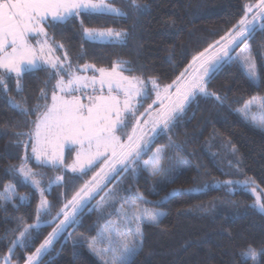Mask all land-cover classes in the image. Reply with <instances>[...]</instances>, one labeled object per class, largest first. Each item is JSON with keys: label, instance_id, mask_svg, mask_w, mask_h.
Masks as SVG:
<instances>
[{"label": "snow or ice", "instance_id": "snow-or-ice-1", "mask_svg": "<svg viewBox=\"0 0 264 264\" xmlns=\"http://www.w3.org/2000/svg\"><path fill=\"white\" fill-rule=\"evenodd\" d=\"M126 3L127 10L117 7L116 0H0V93L8 107L31 125L29 131L15 133L16 144L25 149V156L10 172L22 185L30 186L39 194L34 222L20 220L16 237L9 242L7 253L0 257V264H13L17 248L31 247L43 227L55 225L25 260V264H50L48 257L55 250L54 242L71 237L68 228L80 223L79 217L85 209L94 210L89 205L97 196L95 210L105 214L104 223L98 227L95 237L72 241L74 264L85 248L100 264H134V258L144 248L145 226H158L166 215L158 210V205L180 194L174 189L163 201L152 205L137 186L143 173L150 177L164 174L153 187L156 195L157 188L163 190L175 182L173 170L165 174L168 149L157 147L152 151L157 137L178 126L197 97L224 104L227 96L209 91V85L225 67H237L254 87L264 84V74L257 69L250 44L257 32H264V0L245 4L243 15L227 33L193 55L183 71L163 86L158 76L145 75L151 71L147 65L137 68L123 59L113 61L110 67L89 62L96 57L98 47H128L134 39L123 29L89 26L107 18L134 20L148 8L139 0H126ZM161 23L171 35L179 20L169 16L162 18ZM136 27L134 23L133 28ZM57 35L64 37L69 45L73 36L79 40L80 52L75 61L66 43L56 39ZM40 73H44V78ZM26 78L40 85L39 95L31 107L25 95ZM10 80L15 81L19 100L8 92ZM153 93V104L158 107L153 109L149 104L140 111ZM254 107L264 112V97L252 96L237 111L264 131V115L257 117ZM33 116L34 120L29 119ZM26 139L32 141L31 159L38 167L78 174L74 180L94 173L55 215L56 206L48 201L45 193L51 194L53 185L64 187L65 177L57 175L42 186L43 174L29 165ZM175 147L181 150L180 145ZM66 150L69 156L75 153L70 163L65 162ZM232 152L236 153L235 146ZM146 155L148 159H144ZM228 165L238 170L240 161L234 164L229 160ZM122 174H128L125 179L135 183H124ZM109 184L113 187H108ZM116 184L121 186L116 188ZM209 187L225 189L229 194L242 191L254 196L250 207L264 215V190L258 192L259 186L254 180H217L203 189H189L188 193L203 192ZM17 197L21 202L31 201L30 196L19 195L14 184L5 185L0 192V200L14 206ZM239 256L242 264L249 261L264 264V242L259 247L247 244L240 249Z\"/></svg>", "mask_w": 264, "mask_h": 264}, {"label": "trees", "instance_id": "trees-1", "mask_svg": "<svg viewBox=\"0 0 264 264\" xmlns=\"http://www.w3.org/2000/svg\"><path fill=\"white\" fill-rule=\"evenodd\" d=\"M148 5L146 11L138 14L134 20L125 22L119 18H107L93 27H112L116 30L128 31L134 36L128 47L101 46L96 49V57L89 62L98 66L110 67L113 61L128 60L137 68L147 65L151 71L145 75L159 77L161 86L171 83L184 67L191 62L193 55L203 51L209 44L220 40L243 15V6L255 4L257 0H139ZM116 6L127 10L126 0H116ZM169 16L179 20L173 34L165 29L162 18ZM87 23V21H86ZM138 25L135 29L133 24ZM51 31V30H50ZM69 35H72L69 33ZM56 39L65 42L72 60L80 52V42L73 36L69 45L64 37ZM256 66L264 74V32H257L250 41ZM88 48V45H85ZM57 54H60L59 52ZM139 74V73H137ZM44 78V73L39 74ZM28 88L25 95L29 98V107L35 103L39 95V84L36 80L26 78ZM209 91L227 96L221 105L213 99L197 97L181 123L172 128L168 134L157 137L152 147L168 149L165 161V174L173 170L175 182L168 184L163 190L157 188L158 195L153 193L163 175L150 177L143 173L138 188L147 199L156 205L163 201L174 189L179 195L158 205V210L166 215L158 226H145L144 248L134 258V264H242L240 249L247 244L259 247L264 242V215L250 207L255 197L242 191L229 194L225 189L209 187L206 191L188 193L189 189H203L213 185L217 180L246 179L254 180L258 192L264 190V131L254 127L237 111L244 101L252 96L264 97V84L254 87L243 73L235 66L225 67L220 75L209 85ZM8 92L12 98L19 100L15 90V81L8 82ZM3 93H0V192L5 185L14 184L19 195L31 197L30 203L21 202L19 198L13 203L0 200V257L7 253L9 242L16 237L19 222L23 219L31 224L35 220L39 194L30 186L22 185L10 169L19 166L25 156V149L16 144L17 131H29L31 125L18 112L8 107ZM155 100V94L143 103V111ZM158 107L154 105L153 109ZM29 119L34 120L35 116ZM143 123V121H142ZM131 129H129V132ZM171 137V138H169ZM29 147V165L34 171L43 174L42 186L49 179L63 175L65 186H52L51 194L45 193L48 201L56 207L53 215L60 210L66 200L87 180L93 172L83 179H73L78 174L41 168L31 159L32 141L25 140ZM181 146V150L176 149ZM232 146L236 153L233 154ZM65 152V162L70 163L73 157ZM148 159V156H144ZM239 160L237 170L229 167L228 161ZM182 168L183 171L177 169ZM96 171H99L97 168ZM228 172L230 175H223ZM124 183H135L125 179ZM121 185L116 184L119 188ZM108 187H113L109 184ZM103 194V193H102ZM99 196L92 201L79 217L80 223L69 227L71 237L66 241L54 242V251L50 253V264H74L72 241L95 237L98 227L104 223L105 214L95 210ZM231 202V203H230ZM152 205H149L151 207ZM42 219H44L42 217ZM52 226H45L33 245L26 250L16 249L13 264H25L26 256L52 232ZM75 264H100V261L86 248L79 252ZM251 264V261H249Z\"/></svg>", "mask_w": 264, "mask_h": 264}, {"label": "rangeland", "instance_id": "rangeland-1", "mask_svg": "<svg viewBox=\"0 0 264 264\" xmlns=\"http://www.w3.org/2000/svg\"><path fill=\"white\" fill-rule=\"evenodd\" d=\"M154 101V100H153ZM154 105H157V104H153L152 103V106L154 107ZM253 113L257 116V117H259V116H261V115H264V112H261L259 109H257V108H253ZM66 152V151H65ZM74 155H75V153L73 154V157L72 158H74ZM35 162V161H34Z\"/></svg>", "mask_w": 264, "mask_h": 264}]
</instances>
